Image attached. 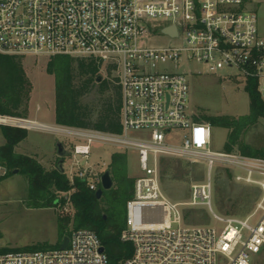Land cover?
<instances>
[{"label":"built area","instance_id":"1","mask_svg":"<svg viewBox=\"0 0 264 264\" xmlns=\"http://www.w3.org/2000/svg\"><path fill=\"white\" fill-rule=\"evenodd\" d=\"M254 2L264 0H0V54L93 58L102 69L116 68L122 94L120 134L1 115L0 127L72 139L68 158L75 172L66 175L71 183L85 180L95 193L103 173L82 168L76 158L87 159L93 144L136 152L142 175L135 178L126 203L120 239L132 246V253L124 264H252L264 253V158L211 150L212 127L196 122L189 111L186 77L206 73L242 85L254 80L264 100V36L251 12ZM171 26L175 37L162 33ZM157 28L176 43L147 46ZM180 62L199 65L202 71L181 72ZM224 70L228 72L221 74ZM172 131L180 132L177 144L168 141ZM164 158L203 165L206 181L191 187L186 205L207 207L221 229L183 222L181 204L172 203L161 185ZM216 168L256 190L244 216L212 213ZM101 248L93 231L78 229L64 249L3 252L0 247V264H108Z\"/></svg>","mask_w":264,"mask_h":264},{"label":"trees","instance_id":"2","mask_svg":"<svg viewBox=\"0 0 264 264\" xmlns=\"http://www.w3.org/2000/svg\"><path fill=\"white\" fill-rule=\"evenodd\" d=\"M101 63L93 58L56 55L48 58L46 74L54 80V124L120 134L122 107L121 88L115 76V66L107 65L105 75ZM100 78V79H99ZM245 92L249 99V113L238 118L232 116H201L199 123L227 130L224 150L242 155L264 158V149L253 148L243 141V134L264 120V100L258 92L257 82L248 80ZM31 93V83L26 75L23 58L0 54V115L25 118ZM5 144L0 146V167L6 178L17 170L28 183V199L32 208H60L69 203L71 215L57 216L58 241L55 246L37 243L25 248L7 249L3 252H31L58 248L64 237L78 229L93 231L99 238L108 264H124L132 253V246L122 242L120 234L125 227L126 203L133 193L134 177L127 174L126 153L111 155L107 170L113 186L103 191L100 199L90 191L85 180L75 178L71 183L65 172L56 164L45 169L35 158L15 153V147L27 137V131L11 127L1 128ZM172 163L176 166L171 167ZM178 159L160 160V176L167 172L182 179L187 172ZM226 177L231 174L225 171ZM162 185V184H161ZM66 195V196H62ZM189 222V214L184 213Z\"/></svg>","mask_w":264,"mask_h":264},{"label":"rangeland","instance_id":"3","mask_svg":"<svg viewBox=\"0 0 264 264\" xmlns=\"http://www.w3.org/2000/svg\"><path fill=\"white\" fill-rule=\"evenodd\" d=\"M251 12L257 20V32L264 36V2H254ZM162 25V24H161ZM157 34L147 40V46L173 45L176 41L164 37L156 29ZM47 57H25L23 65L31 83V93L28 111L25 118L40 123L54 125V80L46 74ZM178 70L185 72L202 71V67L194 63L180 62ZM224 70L221 74L227 73ZM100 75L104 77L105 69ZM188 80L189 111L194 119L201 116H232L238 118L249 113V99L245 92V85L236 79L223 78L206 73L186 75ZM0 127V146L5 144ZM134 134H131L133 136ZM139 134H135L137 136ZM169 135V134H168ZM172 144L179 143L180 132L172 131L168 136ZM227 130L212 128L211 150L223 152ZM243 141L253 148L264 149V120L248 129L243 134ZM63 144L67 151L73 145L70 138L60 137L54 133L40 130H28L27 137L15 147V153L35 158L45 169H51L59 158L56 155L57 145ZM126 153V170L130 177L142 175L139 169L137 154L134 151L124 152L116 147L93 144L91 154L87 159L77 157L82 168L93 173L107 171L111 155ZM171 159V158H169ZM71 158H64L62 167L64 172L74 174ZM182 168L187 172L182 179H177L171 173L162 175V188L172 203L181 204L182 215L189 214L187 225H203L221 229L223 225L213 219L211 212L205 206L189 207L191 187L206 181V172L202 164L180 160ZM176 166L172 163L171 167ZM0 178L5 175V169L0 167ZM212 213L225 216H244L253 206L257 197L256 190L236 183L232 176L226 177L225 171L216 168L211 176ZM28 183L24 176L16 173L0 179V247L7 249L25 248L37 243L55 246L58 241L57 216L71 215V206L67 203L60 208H32L28 199ZM66 196V195H62ZM160 220L161 214H158ZM252 264H264V253L259 255Z\"/></svg>","mask_w":264,"mask_h":264},{"label":"water","instance_id":"4","mask_svg":"<svg viewBox=\"0 0 264 264\" xmlns=\"http://www.w3.org/2000/svg\"><path fill=\"white\" fill-rule=\"evenodd\" d=\"M162 33L166 34L168 36H171V37H175L176 36V29L174 26H171V27H168V28L162 30ZM56 155L59 158V160L57 161V164H56V169L60 173H63L64 172L63 167H62L63 160H64V158H66L68 156V151L65 149L63 144L59 143L57 145ZM13 173L16 174L17 170L13 171ZM112 186H113V182H112L110 173L107 170V171L103 172V174L101 176V188H99L96 191V193H95L96 198L100 199L102 194H103V191L110 190L112 188ZM67 243H68V237H64L62 242L59 245V249H64L66 247ZM101 251H103V248H101Z\"/></svg>","mask_w":264,"mask_h":264},{"label":"crops","instance_id":"5","mask_svg":"<svg viewBox=\"0 0 264 264\" xmlns=\"http://www.w3.org/2000/svg\"><path fill=\"white\" fill-rule=\"evenodd\" d=\"M64 170V169H63Z\"/></svg>","mask_w":264,"mask_h":264}]
</instances>
